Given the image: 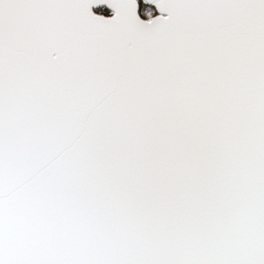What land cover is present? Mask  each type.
I'll list each match as a JSON object with an SVG mask.
<instances>
[{
    "label": "snow or ice",
    "instance_id": "1",
    "mask_svg": "<svg viewBox=\"0 0 264 264\" xmlns=\"http://www.w3.org/2000/svg\"><path fill=\"white\" fill-rule=\"evenodd\" d=\"M0 264H264V0H0Z\"/></svg>",
    "mask_w": 264,
    "mask_h": 264
},
{
    "label": "water",
    "instance_id": "2",
    "mask_svg": "<svg viewBox=\"0 0 264 264\" xmlns=\"http://www.w3.org/2000/svg\"><path fill=\"white\" fill-rule=\"evenodd\" d=\"M95 10V9H94Z\"/></svg>",
    "mask_w": 264,
    "mask_h": 264
}]
</instances>
